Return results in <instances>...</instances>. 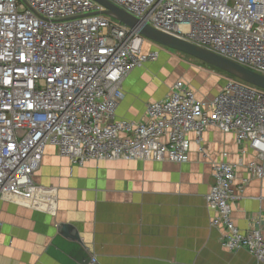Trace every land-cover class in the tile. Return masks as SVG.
<instances>
[{
  "label": "built area",
  "instance_id": "built-area-1",
  "mask_svg": "<svg viewBox=\"0 0 264 264\" xmlns=\"http://www.w3.org/2000/svg\"><path fill=\"white\" fill-rule=\"evenodd\" d=\"M106 1L141 25L264 76V0ZM104 11L95 0H0V204L43 192L34 178L49 146L80 167L94 160L184 164L188 136L195 134L204 153L210 127L234 134L254 153L241 193L251 178L264 180V90L229 79L206 102L178 80L165 99L147 105L145 119L118 117L125 80L161 52L147 50L151 41ZM227 157L213 165L211 226L225 229L227 251L246 250L264 264V218L247 231L235 225L240 197ZM88 264L102 262L93 255Z\"/></svg>",
  "mask_w": 264,
  "mask_h": 264
},
{
  "label": "crops",
  "instance_id": "crops-1",
  "mask_svg": "<svg viewBox=\"0 0 264 264\" xmlns=\"http://www.w3.org/2000/svg\"><path fill=\"white\" fill-rule=\"evenodd\" d=\"M152 49L150 43L147 50ZM158 62L127 77L119 118L145 119L147 105L165 99L178 80L206 102L229 80L185 64L165 89H153V71L173 70ZM188 137L190 159L184 164L94 160L80 167L47 147L34 178L43 192L35 200L0 204V264H88L93 255L102 264H260L246 250L223 247L225 229L211 226L215 212L206 200L215 184L213 165L228 154L240 197L233 205L235 225L247 231L264 218V180L251 178L244 193L239 190L250 177L246 166L254 153L216 127L204 135V153L195 134Z\"/></svg>",
  "mask_w": 264,
  "mask_h": 264
},
{
  "label": "water",
  "instance_id": "water-1",
  "mask_svg": "<svg viewBox=\"0 0 264 264\" xmlns=\"http://www.w3.org/2000/svg\"><path fill=\"white\" fill-rule=\"evenodd\" d=\"M106 8L103 14L119 21L120 23L137 29L142 36L152 43L163 48L183 53L187 56L195 58L202 63L222 71L236 79L253 86L255 88L264 90V76L255 73L246 67H243L233 61L221 57L211 51L198 47L180 37L166 34L155 30L148 25H141L140 21L130 15L129 13L119 9L112 3L106 0H95Z\"/></svg>",
  "mask_w": 264,
  "mask_h": 264
},
{
  "label": "rangeland",
  "instance_id": "rangeland-1",
  "mask_svg": "<svg viewBox=\"0 0 264 264\" xmlns=\"http://www.w3.org/2000/svg\"><path fill=\"white\" fill-rule=\"evenodd\" d=\"M154 44V43H153ZM155 45V44H154ZM155 47L157 49L160 50L161 52V59H159L158 61H152L150 63H156L158 62L159 64H163L166 66H169L170 68L172 67V71L170 72V74L168 73H164V72H160L158 70L153 71L152 72V80L149 82L150 87L153 86V89L158 88L157 90H163L165 89V84L166 81L168 80V78H170L172 75H174V73L176 74V72L178 71V67L183 65H189L195 68H198L199 70H202L203 72L207 73V75H209L208 77H214V76H220L222 78H226V79H232L233 77L229 76L228 74L222 72V71H218L204 63H202L201 61L192 58L190 56H187L183 53L177 52V51H173V50H169L166 48H163L161 46L155 45ZM166 59V60H165ZM149 67V65H147ZM176 80L179 77H176Z\"/></svg>",
  "mask_w": 264,
  "mask_h": 264
},
{
  "label": "trees",
  "instance_id": "trees-1",
  "mask_svg": "<svg viewBox=\"0 0 264 264\" xmlns=\"http://www.w3.org/2000/svg\"><path fill=\"white\" fill-rule=\"evenodd\" d=\"M215 69V68H214ZM219 71V70H218ZM230 76V75H229ZM232 77V76H231ZM232 79H235V80H238V79H236L235 77H233ZM238 81H240V80H238ZM242 82V81H241Z\"/></svg>",
  "mask_w": 264,
  "mask_h": 264
}]
</instances>
